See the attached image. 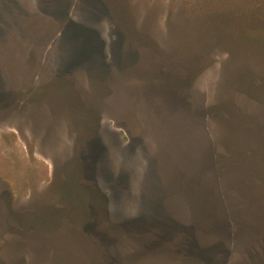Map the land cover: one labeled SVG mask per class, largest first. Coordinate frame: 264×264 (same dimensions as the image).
I'll return each mask as SVG.
<instances>
[{"label":"rangeland","instance_id":"rangeland-1","mask_svg":"<svg viewBox=\"0 0 264 264\" xmlns=\"http://www.w3.org/2000/svg\"><path fill=\"white\" fill-rule=\"evenodd\" d=\"M263 3L0 0V264H264Z\"/></svg>","mask_w":264,"mask_h":264},{"label":"flooded vegetation","instance_id":"flooded-vegetation-1","mask_svg":"<svg viewBox=\"0 0 264 264\" xmlns=\"http://www.w3.org/2000/svg\"><path fill=\"white\" fill-rule=\"evenodd\" d=\"M77 163H79L80 165L83 164V159H80L79 162H77ZM91 209L92 210L89 209L90 214L88 215L89 217L86 219L85 229L87 228L88 223L90 222V219L89 218H93V214H96V213H99V212L102 214V212H103L100 209H96V211L93 210V208H91ZM9 210L12 211V212H14L13 209H9ZM100 218H101V216H100ZM102 219H103V215H102ZM150 229H151V227L148 228V231ZM137 230H139V227L137 228ZM110 231H111V233H113V235L115 237L117 236L118 231L116 229L111 228ZM135 233H138V232H135ZM106 234H107V237H108L109 236V232L107 231ZM95 241H96L95 246L97 247V250H98V255H97V258L99 259V262L98 263L99 264H102L100 262L101 260H100V257L99 256L102 255V254H104L103 252L107 251L110 248V244H111L110 241L111 240L109 238H105V236H100V238H98V239L96 238ZM143 248L145 250H148V251L156 250L157 249V250H163L164 252H166V250H167L166 242H162V241H160V242H158V241L151 242L150 241V242H148V244L144 245Z\"/></svg>","mask_w":264,"mask_h":264},{"label":"trees","instance_id":"trees-1","mask_svg":"<svg viewBox=\"0 0 264 264\" xmlns=\"http://www.w3.org/2000/svg\"><path fill=\"white\" fill-rule=\"evenodd\" d=\"M214 4H216V14L218 16L222 17L225 14H230L234 20L241 22L238 23L234 21L233 23L229 24L231 25L229 27L233 34L241 30L240 27H243V17L248 19L250 16H252L251 13H243V0H227L224 3H222L221 0H214ZM262 7H264V5H262Z\"/></svg>","mask_w":264,"mask_h":264}]
</instances>
